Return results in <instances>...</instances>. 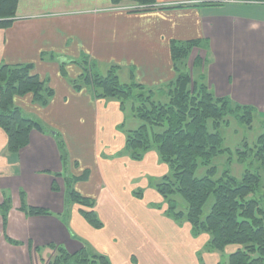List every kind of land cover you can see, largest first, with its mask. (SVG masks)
I'll use <instances>...</instances> for the list:
<instances>
[{"label": "crops", "instance_id": "crops-1", "mask_svg": "<svg viewBox=\"0 0 264 264\" xmlns=\"http://www.w3.org/2000/svg\"><path fill=\"white\" fill-rule=\"evenodd\" d=\"M208 1L158 0L152 9L132 11L129 1L19 0L11 26L0 28V63L32 64L54 95L46 105L31 94L15 98L45 128L32 130L19 152L8 150L0 128V264H48L58 247L70 253L86 248L112 264H150L151 254L163 264H194L189 254L187 261L178 257L171 234L199 235L165 212L157 192L169 168L154 149L141 160L131 157L127 133L119 130L125 122L119 101L96 98L89 86L76 89L72 80L82 69L70 60L86 56L96 68L116 66L131 83L155 89L177 77L172 43L200 39L211 51V90L248 87L260 94L253 67L245 70L236 60L261 44L245 32L260 34L264 21L243 16L244 10L261 15L264 3ZM188 4L194 6L161 9ZM221 49L229 54L224 65ZM70 189L94 200L101 227L70 200ZM23 205L48 214L32 215ZM201 238L209 241L208 235Z\"/></svg>", "mask_w": 264, "mask_h": 264}, {"label": "trees", "instance_id": "trees-1", "mask_svg": "<svg viewBox=\"0 0 264 264\" xmlns=\"http://www.w3.org/2000/svg\"><path fill=\"white\" fill-rule=\"evenodd\" d=\"M111 1L113 4L129 1L134 3L132 11H147L155 7L158 0ZM209 1L211 4H221L220 0ZM237 1L264 3V0ZM18 3L19 0H0V28L11 26ZM185 6L194 5L167 6L161 9ZM201 44L203 41L200 39L172 43L171 57L177 77L165 86L168 88L166 101L153 99L154 88L135 82L122 83L116 66H111L105 75L97 70L92 72L96 68L95 62L86 56L80 60H70V63L82 69V74L72 80V84L76 89L89 86L96 98L118 100L121 109L126 100L136 97L132 109L142 124L126 132V148L133 159L141 160L156 145L163 164L172 172L156 185L157 192L167 206L165 212L171 216L174 213L176 218L183 215V211H175L177 205L174 196L180 194L187 203L186 222L190 224L193 233L207 234L208 243L213 249L223 250L234 246L229 254V264H264V203L251 197L260 185L259 174L246 171L240 181L228 172L217 179L210 175L195 176L199 159L206 163L222 151V138L218 131H209V120L215 129L227 121L231 113H236L248 125L253 120L252 108H233L228 98L215 97L207 85L195 83L191 87L190 75L180 72L179 64ZM195 59L196 63L201 57ZM145 88H148V93L142 91L134 94L135 89ZM28 94L40 105H46L53 97L54 90L46 79L33 72L32 64L0 63V128L7 135L8 150L13 153L19 152L29 143L32 130L45 131L40 122L15 104L16 97ZM61 149H64L63 141ZM255 155L264 165V129L257 138ZM209 172L214 173L215 167L210 168ZM141 194L142 191L137 192V195ZM211 194L214 195L213 205L205 218H202L203 207ZM68 196L81 207L83 215L94 227L102 226L92 198L81 195L75 189H70ZM23 209L32 215L48 214V210L41 207L23 205ZM48 264L112 263L106 255L90 253L86 248L70 253L58 247L57 254Z\"/></svg>", "mask_w": 264, "mask_h": 264}, {"label": "rangeland", "instance_id": "rangeland-1", "mask_svg": "<svg viewBox=\"0 0 264 264\" xmlns=\"http://www.w3.org/2000/svg\"><path fill=\"white\" fill-rule=\"evenodd\" d=\"M134 7V5H133ZM246 13L243 17L247 20L249 19H258L260 18L264 21V12L262 14H253L255 10L248 14L249 10H244ZM242 14L241 10L238 12ZM248 23V21H245ZM247 40H260L261 44L253 48V50L246 49V53H242L236 61L241 64V67L245 70L252 68V74L256 76V80L258 81V87L256 89V93L258 89H261L260 94H255L251 91V88H240L239 90L229 89L225 92L217 91L214 92L209 88L210 84V74H211V66L212 61L209 57H211V51H209V47L206 44H201L200 47L194 48L186 60H183L179 64L180 72L187 73L191 77V87L197 84H205L208 86L210 91L213 93L215 97H225L228 98L231 106L233 108L241 106H248L252 108L253 112V120L251 124L245 123L236 115V113H231L227 117V121L221 123V125L215 129L213 128L212 122L208 121V129L209 131H218L222 141L220 145V149L216 155L212 156L210 160L206 163L202 162L201 159L198 160V166L195 170L196 177H203L206 175H210L213 179H217L221 177L225 172H228L230 175L234 176L237 180H241L246 171H251L253 173L259 174L261 178L260 185L256 189V191L251 194V197L257 198L264 203V165L261 160L256 157V144L258 136L263 132L264 129V29L258 34L257 32H251L247 30L245 32ZM200 56L201 59L195 63V58ZM219 62L221 65L229 62V54L228 51L218 50ZM212 58V57H211ZM186 63V64H184ZM233 63V62H232ZM231 63V64H232ZM92 72H100L105 75L108 72V68H94ZM120 81L122 83L130 84L129 80L121 75V72H118ZM231 80H228V85H230ZM148 93V88L144 90L135 89L134 94H138L140 92ZM153 99L156 101H166L168 100V88L161 87L155 88L153 93ZM136 102V97H131L126 100L124 104L123 113L125 117V122L120 126V132H128L129 130L137 129L142 121L134 114L133 112V104ZM239 114V113H238ZM122 130V131H121ZM152 150H157L156 145H153ZM215 167V172L210 173L209 169ZM169 174L172 172L169 170ZM162 179V178H161ZM152 181V180H151ZM160 182V180H159ZM154 181H152V185ZM140 192V191H138ZM136 196L137 192L135 193ZM147 195V193H146ZM176 200L177 208L175 211H183V215L180 218H176L172 213V217H175L176 220L185 224L187 219V203L184 198L180 194H176L174 196ZM214 202V195L211 194L207 199L204 207L202 218L210 212L211 207ZM164 207H167L165 204ZM193 237H196L197 234L191 231ZM205 233H201L198 236V239L185 237L183 235H173V242L175 244V249L177 251V255L183 261H187L189 255L194 259V264H229V254L234 249V246H229L223 250H217L211 248L208 243V240L201 238V235ZM207 235V234H205ZM168 237V234L166 235ZM189 242V243H187ZM194 247H198V254L193 253ZM213 253V254H209ZM189 254V255H188ZM108 257V256H107ZM214 258L218 259L214 260ZM147 264V263H141ZM150 264H163L158 259L157 256L151 254V263Z\"/></svg>", "mask_w": 264, "mask_h": 264}, {"label": "built area", "instance_id": "built-area-1", "mask_svg": "<svg viewBox=\"0 0 264 264\" xmlns=\"http://www.w3.org/2000/svg\"><path fill=\"white\" fill-rule=\"evenodd\" d=\"M225 1H233V0H225Z\"/></svg>", "mask_w": 264, "mask_h": 264}, {"label": "water", "instance_id": "water-1", "mask_svg": "<svg viewBox=\"0 0 264 264\" xmlns=\"http://www.w3.org/2000/svg\"><path fill=\"white\" fill-rule=\"evenodd\" d=\"M54 133V132H53Z\"/></svg>", "mask_w": 264, "mask_h": 264}]
</instances>
